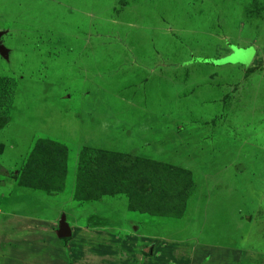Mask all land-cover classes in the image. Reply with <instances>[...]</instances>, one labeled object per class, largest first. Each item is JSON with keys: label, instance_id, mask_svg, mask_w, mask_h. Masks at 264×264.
Returning <instances> with one entry per match:
<instances>
[{"label": "rangeland", "instance_id": "obj_1", "mask_svg": "<svg viewBox=\"0 0 264 264\" xmlns=\"http://www.w3.org/2000/svg\"><path fill=\"white\" fill-rule=\"evenodd\" d=\"M0 33V264H264V0H0ZM97 151L147 212L85 200Z\"/></svg>", "mask_w": 264, "mask_h": 264}, {"label": "trees", "instance_id": "obj_2", "mask_svg": "<svg viewBox=\"0 0 264 264\" xmlns=\"http://www.w3.org/2000/svg\"><path fill=\"white\" fill-rule=\"evenodd\" d=\"M190 62H205V63H209L212 65H218L220 63L226 62V60H210V59H204V58H192ZM96 154L99 155L100 157L98 158V165L96 166L98 169L96 172L97 179H95L93 175H91L90 178H87L85 195H84L85 200L96 199L99 195L107 194L111 192V189H115L118 191H124L128 193L129 195L128 202L129 200H131V202L136 204V206H133V205L129 206V203H128V208L130 207V209H133L134 207H137V209H139L138 210L139 213L147 212L148 211V209L146 208L147 203H145V201L141 197V194L132 192L131 190L129 191V187H131V184L136 179H138L139 176L140 177L143 176V169L141 168V171H139L138 166L132 161L129 163V165H121L120 164L121 159H122L121 156L116 155L114 153H100L97 151ZM99 160L101 161L100 165H99ZM168 170L173 171L170 168ZM132 172H135L139 176H135L137 178L133 177ZM117 177H121V180L118 182L115 181V178ZM25 178H26L25 174L23 176L20 175L21 182L23 184L31 186L29 182L27 183L24 182ZM112 184L113 186L111 187ZM142 203H144V205ZM137 204H142L141 208H139L138 207L139 205Z\"/></svg>", "mask_w": 264, "mask_h": 264}, {"label": "crops", "instance_id": "obj_3", "mask_svg": "<svg viewBox=\"0 0 264 264\" xmlns=\"http://www.w3.org/2000/svg\"><path fill=\"white\" fill-rule=\"evenodd\" d=\"M232 48V47H231ZM236 48V47H235ZM237 50H248L249 49V47L248 48H236ZM251 49H252V51H253V55L251 56V58H250V62H251V59L254 57V55H258L257 54V52H255V50H254V48H252L251 47ZM232 54V51L230 50L229 52H227V53H225V55H223V56H221V57H218L217 59H212V58H210V60H225L226 58H229L230 57V55ZM204 59H207V58H204ZM227 62V61H226ZM226 62H224V63H220V64H218V65H212V64H209V63H203V62H189V64L191 63V65H192V63L193 64H196V65H207V67H209V68H211L212 70H217V69H219L220 67H224V66H232V65H229V64H227ZM249 64V63H248ZM234 65L235 66H241V67H244L243 65H239V64H237V63H234Z\"/></svg>", "mask_w": 264, "mask_h": 264}, {"label": "water", "instance_id": "obj_4", "mask_svg": "<svg viewBox=\"0 0 264 264\" xmlns=\"http://www.w3.org/2000/svg\"><path fill=\"white\" fill-rule=\"evenodd\" d=\"M0 36H1V33H0ZM245 52H248V50H245L244 51V53ZM6 53V51H5V49L3 48V46L0 44V55L1 56H4V54ZM249 54V53H248ZM247 54V57L244 59V61H245V63L247 62L248 63V58H249V55ZM251 58V57H250ZM57 234H58V237L59 238H66V237H68V232H67V228H66V225L62 222V221H60L59 222V228H58V232H57Z\"/></svg>", "mask_w": 264, "mask_h": 264}]
</instances>
